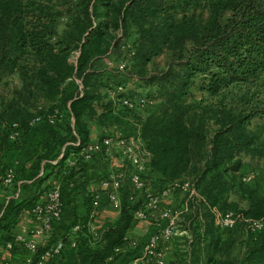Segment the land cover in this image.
Here are the masks:
<instances>
[{"label": "trees", "instance_id": "16d2710c", "mask_svg": "<svg viewBox=\"0 0 264 264\" xmlns=\"http://www.w3.org/2000/svg\"><path fill=\"white\" fill-rule=\"evenodd\" d=\"M62 19L66 22L59 32ZM117 28L124 32L133 28V55L123 73L105 74L94 65L114 47L109 36ZM120 46H116L118 52ZM75 52L73 62L70 58ZM163 54H167L163 67L148 70ZM0 68L1 76L15 71L21 80L0 101V177L10 164L8 153L22 145L8 138L12 124H17L19 140L24 141L36 116L46 121L45 114L58 110L61 118L54 124H63L61 132L42 142L41 152L29 165L15 168L13 185L0 189V245L4 248L12 238L8 228L15 224L17 214L29 213L40 198L34 193L17 202L7 199L8 189L15 192L18 181L25 188L27 181L39 183L54 172L64 209V197L72 200L80 192L84 209L77 213L74 208L67 231L57 236L53 230L49 243L38 244L27 264H36L57 241H62L63 249L48 264H59L64 251L74 248L85 253V264H113L119 259L115 248L137 222L135 213L145 205L143 194L129 198L132 190L125 185L117 215L104 221L93 237L88 224L96 190H90L89 184L101 175L89 173L80 156L74 166L66 165L65 159L90 142L87 114H94L102 124H126L135 110L117 100L132 94V84L138 87L135 91L146 90L142 96L158 103L139 118L135 128L148 153L147 170L158 175L151 179L152 185L162 189L175 180L188 179L200 196L182 216L179 231L186 234L174 236L168 264H264V196L239 176L242 154L264 162V146L255 144L249 130L253 119L264 121V79L260 80L264 75V0H0ZM68 81L75 83L71 89ZM196 81L198 91L211 98L232 87L245 90L229 105L220 98L205 107L202 97L186 104L183 98ZM204 117L216 125L210 136ZM56 158L55 172L50 170V161ZM41 170L43 175H39ZM49 186L51 182L43 191ZM232 193L239 194L243 207L232 205ZM216 210H234L241 216L233 228L224 230L231 231L225 237L214 223ZM242 218L261 220L263 227L251 231ZM75 225L79 226L76 231Z\"/></svg>", "mask_w": 264, "mask_h": 264}, {"label": "built area", "instance_id": "2783aa9c", "mask_svg": "<svg viewBox=\"0 0 264 264\" xmlns=\"http://www.w3.org/2000/svg\"><path fill=\"white\" fill-rule=\"evenodd\" d=\"M105 59V65L109 71L124 72L133 55V49L126 42H121L119 52L114 54L109 51ZM79 84L80 81L75 80ZM110 98L115 100L111 94ZM119 105L125 106L131 110H137L142 107H154L156 101L145 96H125L117 100ZM43 117H34L30 125L34 126L41 121L48 125H53L61 118V113L54 110L45 114ZM137 127V126H136ZM20 135V129L17 124H12L8 138L16 140ZM62 156V155H61ZM59 156V157H61ZM81 157L84 161H91L94 158L103 156L108 160L118 162V168L113 169L107 176L101 178L98 182L92 196V219L99 215V211L103 205H108L117 212L120 208V194L125 185H129L132 192L129 198H133L134 194L141 193L144 196V208H140L135 213L137 221H145L148 226L144 230L145 238L143 240L133 237L127 233L121 243L115 248V253L132 252L129 257L128 264H166V254L170 251L173 237L178 235V221L182 219L178 215V209L167 205L168 197L179 191L183 194V200L180 211L188 210L190 202H196L200 198L193 183L188 179H178L164 188L158 189L152 185V180L147 176L148 153L142 146L139 138L138 130L124 133L110 128L106 130L104 136L97 140L90 141L88 144L80 148L77 153H69L65 159L68 166H74L77 157ZM56 162V161H55ZM14 163H10L4 176L0 177V189L2 186L11 187L13 185L15 168ZM244 182H251V175L242 176ZM98 189V190H97ZM100 189V190H99ZM63 199L59 183L51 184L43 191L41 198L29 210V216L34 220L35 225L27 234L15 233L11 240L5 243V249L11 250L15 245L24 247L30 253H34L37 244L29 237H48L53 232L55 225L61 220L63 215ZM241 216L234 210H226L216 220L217 226L222 229L233 228L237 220ZM246 226L251 231L262 229L263 222L258 219L242 218ZM93 222H89V230L94 232ZM74 231L79 229L78 225L74 226ZM185 231H180L179 234ZM72 242V246H74ZM63 249L62 241L50 245L40 255L36 264H48L50 258L59 254ZM112 261V257L108 259V263ZM0 264H9L8 259H0Z\"/></svg>", "mask_w": 264, "mask_h": 264}, {"label": "crops", "instance_id": "0c3cea01", "mask_svg": "<svg viewBox=\"0 0 264 264\" xmlns=\"http://www.w3.org/2000/svg\"><path fill=\"white\" fill-rule=\"evenodd\" d=\"M103 60V59H102ZM101 60V61H102ZM100 61V60H99ZM104 61V60H103ZM94 68L101 69L105 71V74H107L105 63L102 65V68L97 65V63L94 65ZM109 128H112L116 131H121L125 133V130L122 129L119 124H114L113 126H110ZM103 129V128H102ZM101 129V130H102ZM63 130V124L57 123L52 126L46 125L45 123L41 122L36 124L31 131L28 132L26 136V143L24 145L23 151L20 152L21 160H26L27 155H30V158L25 161L24 163L21 162V165H29L34 157L41 152L40 148L42 145V142L50 141L54 135L58 132H61ZM108 129H104V132ZM31 140V141H30ZM31 142V143H30ZM66 144V143H65ZM63 151V148H62ZM17 154V150L15 152L10 151L6 157L7 161L10 163L12 162V154ZM26 154V155H25ZM23 156V158H22ZM57 158L50 161L51 167L50 170L55 171L57 170ZM83 166L87 167V170L89 173H96L101 175L98 181L91 182L89 184V189H96L98 188V182L103 178L104 176H107L109 172H111L113 169L118 168L117 165L118 162L116 160L114 162L108 160L107 158L103 156H99L97 158H94L91 161H83L81 163ZM20 165V166H21ZM53 165V167H52ZM43 170L39 173V175H43ZM54 172L50 173L46 180H43L38 183L37 180H31L27 181V186L25 188H21L20 184L22 181L17 182V188L16 191L12 189H8V195L6 196L8 198H13L17 202H20L22 199L34 195V193L39 194L40 198L42 196V191L45 189L47 184L51 182V184L60 183V181L54 180ZM42 192V193H41ZM257 194L259 192L264 193V184H260L258 188H256ZM41 193V194H40ZM73 199H69L67 197H64L65 200V209L64 213L62 215V218L58 224H56L54 231L57 236L63 235L67 231V227L72 223L74 220V208L76 209L77 213H81L84 209V194L82 192L76 193L72 197ZM183 200V194L179 191H176L172 193L168 199H167V205L170 207H173L171 205H176V209L180 210ZM102 210V211H101ZM99 211V215H97L96 218L91 219L90 222H93V226L96 229L94 232L90 231V233L93 235V237H96L98 230L101 228L104 221L109 220L110 218H115L117 215V211L113 209L112 207L108 205H103ZM104 216V217H103ZM35 225L34 220L29 216V214L25 211H21L17 214V220L15 224H13L8 229L11 230V234L20 233V234H27L28 231ZM148 226V223L145 221H137L132 228L128 231L130 235L133 237L139 238L143 240L145 238L144 230ZM29 239H32L37 245L42 244L46 245L49 243L50 236L48 237H29ZM130 253L132 252H122L120 253V257L117 261H115L113 264H128ZM32 254L26 250L24 247L15 246L12 250H6L3 245H0V259H8L9 264H27L31 259ZM173 258V241L170 251L166 254V263ZM87 262V256L80 248H74V249H67L64 251L63 257L60 259L59 264H85Z\"/></svg>", "mask_w": 264, "mask_h": 264}, {"label": "rangeland", "instance_id": "374dc122", "mask_svg": "<svg viewBox=\"0 0 264 264\" xmlns=\"http://www.w3.org/2000/svg\"><path fill=\"white\" fill-rule=\"evenodd\" d=\"M65 22H66V19H62L59 21L60 25L57 27L59 32H61L62 28H60V27H62V25ZM110 36H109V40L114 45V47L111 48L110 51H113L114 54L118 53V48H116L118 43L126 42L130 46V45H132V42L135 38L133 28H129L128 32H124L120 28L114 29V30L110 31ZM108 56H110V54L104 55V57L101 56L100 58H98V61L96 62L97 65H99L102 68V65L105 63V59ZM166 58H167V54H163V55L156 57L154 59V61L148 65V70H150V71L160 70L163 67V64H164ZM70 60L73 62L76 60V52L72 53ZM0 70H2V69L0 68ZM106 71H107V74H113L114 73V71L111 72L107 69H106ZM14 72L8 73L6 71V72L2 73V76L0 75L1 76L0 77V101H1V97L4 95V93L8 92V94H9L15 87H19L21 85V80H20L19 76L17 74H15ZM121 73H123V72L115 73V74H121ZM263 79H264V75L261 76L260 80H263ZM75 83H74V81H68V84L66 86H68V88L71 89ZM129 88H128L129 90L133 91L132 94L128 95L130 97L131 96H142V95L147 93V91L144 89H138L137 91H135V89L138 88L137 85L131 84ZM123 89L126 91L128 90L127 88H123ZM244 90H245V87H241V88L232 87V88L228 89L227 91H225L219 97H212L211 98V97L207 96L206 94H202L200 91H198L197 81H196L195 84L189 88L187 95H185V97L183 98V101L186 104L197 103V102L201 101L200 99L202 97V98H204L203 106L208 107L209 105H215L216 101L219 100L220 98H224V101L229 105V104H231V102L236 103L237 100H233V99H237L240 96V94H242L244 92ZM157 104L158 103L156 101V105ZM40 105L45 106L43 103H40ZM156 105L154 107H142V108L135 110L134 113H130V115H128V118L126 120V124H120L119 126H121L122 129L125 130V132L126 131H129V132L132 131L133 132L136 128V125H137L139 118L147 115L150 112H152L155 109ZM45 107H47V106H45ZM94 107L96 108V110L98 112L101 111V110H99V107H97V105H94ZM93 112H94V110H93ZM98 112H97V114H98ZM204 115H205V113H204ZM84 119L87 121L88 127L90 129V133H89L90 141L97 140V139L101 138L102 136H104V133H105L104 129L109 130L110 129L109 127L114 125V124L111 125V123H109L108 121H106L105 124H102L98 120L97 116H95L94 114L93 115L87 114L84 117ZM71 124H73V120L71 121ZM104 125H105V128H103ZM204 127H205V130L207 132V135L210 136L211 132L213 131V129H215L216 125L212 122L211 118L207 117L205 119V117H204ZM249 130L254 134V136L256 138L255 144L259 147L264 146V121L259 120V119H253L251 121V123L249 124ZM20 136H21V131H20L19 137ZM19 137L16 140H13V142L16 141L17 144L22 143V145L17 146L18 147L17 148V154L13 153L12 158H11L12 162L17 167H19L21 165V162L24 163L25 161H27L30 158V155H27L26 160L25 159H24V161L21 160L20 152L23 151V149H24L23 147H24L26 142L23 139L19 140L20 139ZM10 141H12V140H10ZM22 158H23V156H22ZM241 162H242V166H241V169L239 172V176L242 177L245 174L252 176V181L251 182H245L246 185H248L249 187L252 186L256 189L259 187L260 184H262V183L264 184V162H263V160L259 159V157L251 156L248 154H242L241 155ZM148 173L149 174L147 177L150 180L151 179L153 180V179L157 178V176H158L156 173H153V172L151 173L148 171ZM258 194L264 196V193L259 192ZM229 200L233 202L232 205L237 206L238 208H241L245 205V203L239 199V194H237V193H232ZM171 206H173L172 208L176 209V205H171ZM185 212H187V211H185ZM185 212L184 211L181 212L180 210L177 211V213H178V215H180V217H182ZM221 213L222 212H220V210L213 211L212 215H213V220H214L215 224H216V220L221 215ZM111 220H113V218H110L109 220H106V221H111ZM181 221H182V219H179V221H178L179 226H180ZM179 226H178V231L180 230ZM216 226H217V224H216ZM217 228L219 230L221 237H225L228 234V232L231 233V231H224V230L220 229L218 226H217ZM179 232H177L178 235L186 234V232H184L182 234H179ZM173 239H174V237H173Z\"/></svg>", "mask_w": 264, "mask_h": 264}]
</instances>
